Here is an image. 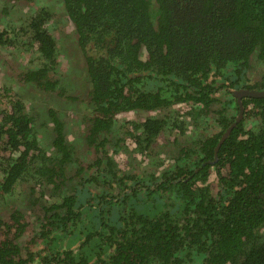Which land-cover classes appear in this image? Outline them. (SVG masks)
Listing matches in <instances>:
<instances>
[{"label": "trees", "instance_id": "trees-1", "mask_svg": "<svg viewBox=\"0 0 264 264\" xmlns=\"http://www.w3.org/2000/svg\"><path fill=\"white\" fill-rule=\"evenodd\" d=\"M60 1L89 77L85 143L96 157L74 165L53 108L45 149L36 110L0 86V202L21 187L39 222L33 230L13 209L0 216V264H264V97L242 98V118L220 142L240 110L234 92L264 89V0ZM47 16L29 15L13 36L0 29V44L30 45L40 66L20 72L24 83L63 96L53 71L65 43ZM178 104L188 109L167 111ZM141 111L151 115L127 122L137 162L164 131L183 134L187 117L213 131L179 146L174 137L167 165L140 171L106 148L115 117Z\"/></svg>", "mask_w": 264, "mask_h": 264}, {"label": "rangeland", "instance_id": "rangeland-1", "mask_svg": "<svg viewBox=\"0 0 264 264\" xmlns=\"http://www.w3.org/2000/svg\"><path fill=\"white\" fill-rule=\"evenodd\" d=\"M44 9L49 13L48 20L45 23L47 29L55 38L58 46L61 43H65V48L61 50L60 55L57 58V65L53 71L55 78L60 79L59 86L63 89V96L59 95L57 91L43 92L31 84L24 83L22 79L23 73L26 68H39L40 60L38 59V53L32 49V47H8L7 45L0 44V86L10 88L15 92L14 100L19 98L23 103L26 112H34L33 125L36 127L38 140L43 147H48L50 144V131L53 127L52 124L46 121V110L53 108L56 110L58 117H61L65 122V128L67 132L66 138L72 143L74 148V157L77 159V165L79 163H91L95 160V151H87L85 143V130L88 116V90H89V77L84 70L83 60L79 54H75L70 40L74 38V27L70 23L68 17H66L63 4L60 0H0V29H6L9 36H13L14 30H19L27 25V17L34 14L36 11ZM12 28L14 30H12ZM25 40L23 39V42ZM23 46V45H22ZM61 48V47H60ZM60 52V51H59ZM252 74L248 77L256 80L263 73L262 65L255 59L253 61ZM59 90V88L57 89ZM12 93V92H11ZM19 94V95H18ZM222 96V94H217ZM66 96H72L74 98L66 99ZM172 108V109H171ZM168 112L179 108L188 109V106L178 104L176 107H171ZM165 111V112H167ZM167 112V113H168ZM151 115L149 112H130L127 114L118 115L115 117V122L112 125L111 130V145L106 148V152L114 155L116 159L122 161H132V164H137L138 170H153L158 169L155 163H163L161 170L167 164L164 162L171 151L177 150L178 146L184 144L192 139L198 137L201 127H206V130L212 132L213 124L203 125L195 128L192 124H189V118L187 117L186 128L184 133L181 134L179 130L164 131L156 139L155 146L148 151L150 154L146 162H137L134 158L141 156L138 152L134 151L135 143L131 140L128 134L132 126L129 122L130 119L145 117ZM44 122V123H43ZM256 121H247V127L255 124ZM45 126H44V125ZM47 127V129H46ZM205 130V131H206ZM178 140V146L174 145L171 148L172 139ZM121 139V140H118ZM114 140L119 144L116 146ZM46 149V148H45ZM95 150V149H94ZM8 153V151H7ZM0 151V157L7 154ZM147 164V166H146ZM0 165L1 162H0ZM214 176V174L212 175ZM37 195V193H36ZM36 195L31 197V200ZM26 198L22 195V188H17V191L5 197V200L0 202V216L5 215L11 209L22 211L29 215V219L32 223V229L38 230L39 222L37 216V206L27 203ZM5 201L7 203H5ZM51 202L60 203V197H52ZM30 236V235H29ZM26 239V238H25ZM76 252V251H75Z\"/></svg>", "mask_w": 264, "mask_h": 264}, {"label": "water", "instance_id": "water-1", "mask_svg": "<svg viewBox=\"0 0 264 264\" xmlns=\"http://www.w3.org/2000/svg\"><path fill=\"white\" fill-rule=\"evenodd\" d=\"M234 95L237 98V102L239 104L240 110L239 113L236 115V120L225 130V132L222 134L220 142L225 139L227 134L229 133L230 129L242 118L243 114V105H242V98L244 97H252V98H260L264 97V89L257 90V89H240L238 91L234 92ZM220 142L217 144L219 146Z\"/></svg>", "mask_w": 264, "mask_h": 264}, {"label": "flooded vegetation", "instance_id": "flooded-vegetation-1", "mask_svg": "<svg viewBox=\"0 0 264 264\" xmlns=\"http://www.w3.org/2000/svg\"><path fill=\"white\" fill-rule=\"evenodd\" d=\"M218 147V146H217ZM75 251V250H74Z\"/></svg>", "mask_w": 264, "mask_h": 264}]
</instances>
